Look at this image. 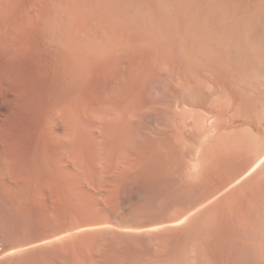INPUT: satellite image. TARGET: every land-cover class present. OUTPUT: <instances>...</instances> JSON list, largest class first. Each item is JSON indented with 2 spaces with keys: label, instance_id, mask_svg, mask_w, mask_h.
<instances>
[{
  "label": "rangeland",
  "instance_id": "obj_1",
  "mask_svg": "<svg viewBox=\"0 0 264 264\" xmlns=\"http://www.w3.org/2000/svg\"><path fill=\"white\" fill-rule=\"evenodd\" d=\"M30 19L33 20V26L27 33H14V28ZM70 110L72 111L69 112ZM235 112H238V116ZM70 113L75 117H70ZM60 115L64 118L60 119ZM48 117L56 119L55 122L48 121ZM121 117L122 120L119 121ZM209 117L213 123L207 119ZM67 118L69 122L72 119L71 124ZM219 132L221 134L216 136ZM116 140H120V143ZM158 142H161L160 146ZM177 142L183 144L181 148ZM176 144H179L180 149L187 150L184 151L187 156L182 154L186 158L190 156L188 160L185 159L187 161L183 159L185 157L181 155L182 151L178 152ZM173 145L176 147L173 148ZM184 145L190 146V150ZM156 146H159V151ZM163 146L168 149L160 148ZM199 148L203 157L199 151V154L196 152ZM161 149L165 154L172 150L169 155L164 156ZM261 151L264 153V0H0V251L12 243V240L15 241L13 243L19 240L23 242L42 234L47 217L51 214L63 218L67 212L68 215L70 212H78L80 215L82 207L89 201L109 204L114 194L118 198L120 191L124 192L130 187L129 183H133L136 191L132 186V191L125 190L126 198L129 197L125 205L126 208L129 207V203H134L137 199V188L141 190L143 187V193L142 190L138 192L143 196L153 191L148 190L151 186L164 183L161 176H158L159 182L162 181L159 183L155 181L159 180L156 176L145 174L149 173L143 169L147 162H156V159L163 157L167 163L177 162L176 165H182V169L186 166V169L191 159L194 158L192 161L195 164V159L200 155L203 160L197 168L194 167L195 170L191 163V167L188 166L192 171L199 169L205 174L202 176L204 179L198 181L199 186L196 184L195 189H200L194 190L195 184L191 187L195 195L196 192L204 191L195 197L211 195V190L215 191L219 185L225 186L227 182L229 184L234 181L230 189L227 187V191L231 190L229 192L236 195L233 196L234 200L238 198L234 201L236 205L233 208L239 204V208H234L236 212L231 210L232 216L228 215L230 213L224 214L226 218L221 215L224 219L219 216V220L215 222L219 225L214 223L215 227L212 225L207 230L212 232L202 238L205 251L209 253H206V257L208 260L211 258L209 264H264L260 254L264 242V158L260 161L261 164L257 163L249 169L257 155L262 154ZM174 152L180 153L183 158ZM165 157L170 158L166 160ZM176 157L178 161H173ZM170 159L173 160L169 161ZM154 171L157 173V170H151L150 173H155ZM137 174L141 176L138 178ZM115 175L116 181L112 179ZM142 175L145 179L150 177L151 179H147L150 181L154 177L152 182L157 183L151 184L144 178L140 179ZM99 177L107 178L111 183L105 184L108 192L105 191L102 195L94 190L88 192L84 186L88 182L94 181L92 184L95 186L104 185L98 180ZM235 177L238 179L236 182ZM125 179L129 182H125ZM172 179L175 178L171 177L170 180ZM199 182H206L204 185L211 183L209 187H202L212 193L201 189ZM136 183L141 187L134 185ZM214 184L219 185L213 187ZM161 186L163 187L160 189H163L165 185H159L158 188L153 186L151 189L154 188V193L161 194ZM172 209L167 210H171L169 215L165 212L166 216L175 211ZM152 215L158 217L160 214L155 212L133 217L128 211H123L120 218L119 215L116 216L118 220L124 218L123 221L128 222L131 221L129 219L136 221L139 217L137 221L140 222L143 218H155ZM184 242V245L189 244L190 239ZM41 246L45 250L43 254L52 249H49V243L41 244L36 246L40 250L37 255L43 251ZM33 249L38 251L35 247ZM33 249L30 250L34 251ZM184 256L185 262L189 258ZM191 259L193 260L189 264L195 262L193 257Z\"/></svg>",
  "mask_w": 264,
  "mask_h": 264
},
{
  "label": "bare ground",
  "instance_id": "obj_2",
  "mask_svg": "<svg viewBox=\"0 0 264 264\" xmlns=\"http://www.w3.org/2000/svg\"><path fill=\"white\" fill-rule=\"evenodd\" d=\"M67 3V2H66ZM71 4V3H70ZM70 7V6H69ZM73 7V6H72ZM66 9V8H65ZM64 9V10H65ZM55 10V9H54ZM73 10V9H72ZM76 10V9H75ZM77 11V10H76ZM55 11H53V13H54ZM65 13V12H64ZM82 15H84V14H82ZM66 16V15H65ZM31 17V16H30ZM49 17V16H48ZM54 17V16H53ZM50 18V17H49ZM52 18V17H51ZM75 19H76V17H74ZM28 19V18H27ZM33 19V18H32ZM32 19H30V20H26L27 22L26 23H22V24H19V26L17 27V28H14L13 29V31H14V33H18V34H23V33H27L28 31H29V29L31 28V26H33V20ZM48 19V18H47ZM56 21V20H55ZM67 21V20H66ZM70 21V20H69ZM68 21V22H69ZM82 21H84V20H82ZM71 22V21H70ZM78 22V21H77ZM80 22V21H79ZM87 22V21H86ZM49 23V22H48ZM73 23V22H72ZM87 25V24H86ZM82 26V25H81ZM80 26V27H81ZM48 27V26H47ZM49 27H50V25H49ZM58 27V26H57ZM45 28V27H44ZM83 28V27H82ZM55 30V29H54ZM51 31V30H50ZM47 32V31H46ZM48 32H49V29H48ZM56 34V33H55ZM44 35H46V34H44ZM45 37V36H44ZM57 37V36H56ZM70 37V36H69ZM14 39V38H13ZM67 39V38H66ZM69 40V39H68ZM60 41V40H59ZM60 43V42H59ZM77 47V46H76ZM82 50V49H81ZM65 53V52H64ZM75 54V53H74ZM256 54V53H255ZM69 56V55H68ZM70 57V56H69ZM64 58V57H63ZM73 58H76V57H73ZM260 58V57H259ZM72 59V58H71ZM67 60V59H66ZM257 61V60H256ZM67 64V63H66ZM63 66H64V63H63ZM66 66V65H65ZM238 66V65H237ZM232 68V67H231ZM66 69V68H65ZM231 70V69H230ZM228 73V72H227ZM232 73V72H231ZM230 86V85H229ZM231 86H232V84H231ZM132 96V95H131ZM139 96H141V95H139ZM62 98V97H61ZM69 98V97H68ZM131 98V97H130ZM134 98H135V96H134ZM133 98V99H134ZM64 99H66V101H67V98L65 97ZM71 99V98H70ZM127 99V98H126ZM59 100V99H58ZM135 100V99H134ZM62 101V100H61ZM65 101V102H66ZM63 102V101H62ZM72 102H74V101H72ZM71 102V103H72ZM136 102V101H135ZM176 103V102H175ZM179 103V102H178ZM185 103V102H184ZM235 103V102H234ZM239 103V102H238ZM253 103V102H252ZM244 104V103H243ZM61 105H64V104H61ZM137 105H139V104H137ZM136 105V106H137ZM178 105V104H177ZM176 105V106H177ZM238 105V104H237ZM236 105V106H237ZM242 105V104H241ZM49 106V105H48ZM47 106V107H48ZM53 106V105H52ZM65 106V105H64ZM252 106V105H251ZM63 107V106H62ZM68 107H69V105H68ZM73 107H75V105L73 106ZM244 107H247L246 105L244 106ZM250 107V106H249ZM50 108V107H49ZM57 108V107H56ZM76 108V107H75ZM137 108V107H136ZM182 108V107H181ZM54 109V108H53ZM174 109H175V107H174ZM239 109V108H238ZM246 109V108H245ZM248 109V108H247ZM55 110V109H54ZM103 110V109H102ZM105 110V109H104ZM132 110V109H131ZM140 110V109H139ZM177 110V109H176ZM49 111V110H48ZM59 111V110H58ZM72 110H70L69 112H71ZM108 111V110H107ZM110 111V110H109ZM112 111V110H111ZM129 111V110H128ZM133 111H134V108H133ZM133 111H131V112H133ZM138 111V110H137ZM136 111V112H137ZM231 111H233V110H231ZM247 111V110H246ZM250 111V110H249ZM59 112H61V111H59ZM58 112V114H60ZM63 112V111H62ZM61 112V113H62ZM64 112H65V110H64ZM100 112V111H99ZM101 112H103V111H101ZM168 112H170L169 110H168ZM172 112H173V110H172ZM174 112H175V110H174ZM105 113V112H104ZM130 113V112H129ZM134 113V112H133ZM141 113V112H140ZM177 112H175V114H176ZM191 113V112H190ZM236 113V112H235ZM53 114V113H52ZM67 114V113H66ZM66 114H64V117L66 118ZM71 114V113H70ZM90 114H92V113H90ZM132 114V113H131ZM237 115L236 116H238V112L236 113ZM240 114V113H239ZM244 114V113H243ZM49 115H51V114H49ZM56 116L55 117H57V114H55ZM73 114H71V115H69L70 117L72 116ZM77 115V114H76ZM108 115V114H107ZM120 115H121V113H120ZM126 115V114H125ZM136 115V114H135ZM138 115H139V112H138ZM228 115V114H227ZM232 115H233V113H232ZM231 115V116H232ZM45 116V115H44ZM53 115H51V117H52ZM59 116V115H58ZM74 117H75V115H73ZM78 116V115H77ZM104 116V115H103ZM106 116V115H105ZM117 116V115H116ZM127 116H128V114H127ZM134 116V115H133ZM133 116H130V117H133ZM174 116V115H173ZM175 116H177V115H175ZM241 116V115H240ZM246 116H248V115H246ZM54 117V118H55ZM61 117H62V115H60V119H61ZM64 117H62V118H64ZM85 117V116H84ZM90 117V116H89ZM249 117V116H248ZM46 118V117H45ZM49 118V117H48ZM47 118V119H48ZM53 118V117H52ZM52 118H49L48 119V121H50V120H54V121H52V122H55V120L56 119H52ZM59 118H57V120L59 119ZM77 118V117H76ZM82 118H83V116H82ZM86 118V117H85ZM93 118H95V117H93ZM105 118V117H104ZM108 118V117H107ZM107 118H105V119H107ZM128 117H126V119H127ZM172 118V117H171ZM212 118V117H211ZM230 118V117H229ZM111 119V118H110ZM132 119V118H131ZM134 119V118H133ZM132 119V120H133ZM207 119H209L210 121H211V119H210V117L209 118H207ZM233 119V118H232ZM234 119H235V117H234ZM44 120H46V119H44ZM75 120V119H74ZM86 120V119H85ZM93 120V119H92ZM122 120V117H121V119L119 120V121H121ZM208 120V121H209ZM243 120V119H242ZM64 121H65V119H64ZM64 121L63 120H61V122H63L64 123ZM67 121L69 122V119L67 118ZM71 121H72V119L70 120V124H71ZM91 121V120H90ZM111 121V120H110ZM110 121H109V123H110ZM127 121V120H126ZM134 121V120H133ZM207 121V120H206ZM206 121H205V123H206ZM207 121V122H208ZM209 121V122H210ZM234 121V120H233ZM237 121H238V118H237ZM59 122V121H58ZM74 122V121H73ZM93 122V121H92ZM116 121H114V123H115ZM212 122V121H211ZM244 122V121H243ZM243 122H242V124H243ZM248 122H250V120L248 119ZM43 123V122H42ZM45 123V122H44ZM51 123V122H50ZM60 123V122H59ZM76 123H78V120H77V122ZM81 123V122H80ZM94 123V122H93ZM95 123H96V121H95ZM103 123V122H102ZM107 123V122H106ZM119 123V122H118ZM127 123V122H126ZM130 123V122H129ZM160 123V122H159ZM213 123V122H212ZM211 123V124H212ZM229 123V122H228ZM49 124V123H48ZM68 124V123H67ZM66 124V125H67ZM92 124V123H91ZM90 124V125H91ZM104 124V123H103ZM112 124V123H111ZM121 124V123H120ZM123 124V123H122ZM125 124V123H124ZM128 124V123H127ZM135 124H136V122H135ZM207 124V123H206ZM232 124V123H231ZM55 125H56V123H55ZM60 125V124H59ZM73 125V124H72ZM88 125V124H87ZM89 125V126H90ZM95 125V124H94ZM105 125V124H104ZM209 125V124H208ZM213 125V124H212ZM248 125V124H247ZM61 126V125H60ZM69 126H71V125H69ZM98 126V125H97ZM102 126V125H101ZM120 126V125H119ZM118 126V127H119ZM123 126V125H122ZM125 126V125H124ZM130 126V125H129ZM132 126V125H131ZM198 126H199V123H198ZM207 126V125H206ZM243 126V125H242ZM242 126H241V128H242ZM43 127V126H42ZM53 127V126H52ZM55 127V126H54ZM84 127V126H83ZM85 127H86V125H85ZM93 127V126H92ZM91 127V128H92ZM105 127H107V124H106V126ZM211 127V126H210ZM61 128V127H60ZM98 128V127H97ZM99 128H100V126H99ZM102 128V127H101ZM100 128V129H101ZM115 128V127H114ZM135 128V127H134ZM209 128V127H208ZM80 129V128H79ZM86 129H87V127H86ZM133 129V128H132ZM131 129V130H132ZM235 129V128H234ZM49 130V129H48ZM47 130V131H48ZM52 130V129H51ZM66 130V129H65ZM72 130H74V129H72ZM92 130V129H91ZM107 130V129H106ZM116 130H118L117 129V127H116ZM135 130V129H134ZM138 130V129H137ZM207 130V127L205 128V131ZM209 130V129H208ZM219 130V129H218ZM64 131V130H63ZM90 131V130H89ZM96 131V130H95ZM120 131V130H119ZM123 131H125V130H123ZM130 131V130H129ZM170 131V130H169ZM211 132H212V130H210ZM209 131V132H210ZM214 131V130H213ZM228 131H230V129L228 130ZM49 132H51V131H49ZM57 132V131H56ZM70 132V131H69ZM77 132V131H76ZM103 132H104V130H103ZM108 132H110V131H108ZM112 132V131H111ZM127 132H128V130H127ZM162 132V131H161ZM208 132V133H209ZM215 132V131H214ZM221 132V131H220ZM217 133L218 135H216V134H214V136L216 135V136H219V134H221V133ZM225 132V131H224ZM62 133V132H61ZM66 133V132H65ZM71 133V132H70ZM84 133V132H83ZM98 133V132H97ZM102 133V132H101ZM120 133V132H119ZM122 133V132H121ZM129 133V132H128ZM163 133V132H162ZM206 134V135H209V134ZM53 134V133H52ZM72 134V133H71ZM77 134V133H76ZM79 134V133H78ZM87 134V133H86ZM116 135H117V133H115ZM123 134H124V132H123ZM126 134V133H125ZM131 134V133H130ZM136 133H134V135H135ZM165 134V133H164ZM170 134V133H169ZM211 134V133H210ZM48 135V134H47ZM63 135V134H62ZM75 135V134H74ZM100 135V134H99ZM109 135H111L110 133H109ZM161 135V134H160ZM202 135V134H201ZM206 135H205V137H206ZM53 136H55V135H53ZM63 136H67V135H63ZM70 136V135H69ZM73 136V135H72ZM81 136V135H80ZM120 136H122V135H120ZM136 136V135H135ZM163 136V135H162ZM165 136V135H164ZM176 136V135H175ZM215 136V137H216ZM93 137V136H92ZM101 137V136H100ZM109 137V136H108ZM127 137V136H126ZM129 137H130V135H129ZM177 137V136H176ZM59 138V137H58ZM61 138H62V136H61ZM74 138V137H73ZM81 138V137H80ZM114 138V137H113ZM132 138L133 137H131V140H132ZM137 139H138V137H136ZM144 138V137H143ZM164 138V137H163ZM173 138H174V136H173ZM211 138V137H210ZM66 139V138H65ZM79 139V138H78ZM85 139V138H84ZM89 139V138H88ZM130 139V138H129ZM136 139V140H137ZM140 139V138H139ZM138 139V140H139ZM175 139V138H174ZM177 139V138H176ZM62 140V139H61ZM67 140V139H66ZM74 140V139H73ZM81 140V139H80ZM87 140V139H86ZM90 140H92V139H90ZM100 140V139H99ZM108 140V139H107ZM134 140V139H133ZM149 140V139H148ZM160 140H161V138H160ZM206 140V142H208L207 140L208 139H205ZM63 141V140H62ZM68 141V140H67ZM106 141V140H105ZM109 141H111V140H109ZM116 141H119V143H120V140H116ZM126 140H124V142H125ZM168 141H171V140H168ZM168 141H166V142H168ZM174 141H176V140H174ZM60 142V141H59ZM65 142V141H64ZM71 143H72V141H70ZM83 142V141H82ZM81 142V143H82ZM85 142V141H84ZM87 142H89V141H87ZM94 142V141H93ZM106 142H108V141H106ZM182 142V141H181ZM205 142V141H204ZM205 142V143H206ZM78 143V142H77ZM80 143V144H81ZM91 143V142H90ZM110 143V142H109ZM130 143V142H129ZM128 143V144H129ZM149 143V142H148ZM151 143V142H150ZM159 143V142H158ZM157 143V144H158ZM161 143V142H160ZM160 143L158 144L159 146H160ZM165 143V142H164ZM170 143H172V142H170ZM177 143H179V144H176L177 145V147H178V145L180 146V148L182 147L181 145H183V144H181L180 142H177ZM242 143H244V142H242ZM84 144V143H83ZM89 144V143H88ZM111 144V143H110ZM115 144H116V142H115ZM124 144V143H123ZM131 144V143H130ZM135 144V143H134ZM138 144V143H137ZM167 144V143H166ZM189 144V143H188ZM253 144H255V143H253ZM259 144H260V142H259ZM66 145V144H65ZM74 145V144H73ZM76 145V144H75ZM87 145V144H86ZM92 145V144H91ZM100 145V144H99ZM105 145H106V143H105ZM108 145V144H107ZM113 145V144H112ZM111 145V146H112ZM125 145V144H124ZM132 145V144H131ZM149 145V144H148ZM152 145V144H151ZM239 145V144H238ZM250 145H252V144H250ZM256 145H258V144H256ZM59 146V145H58ZM76 146H79V145H76ZM82 146V145H81ZM110 146V147H111ZM121 146V145H120ZM127 146H129V145H127ZM144 146V145H143ZM159 146H156L157 147V149H158V147ZM169 146H170V144H169ZM185 146V145H184ZM184 146H183V148H184ZM197 146V145H196ZM67 147V146H66ZM96 147V146H95ZM99 147V146H98ZM104 147V146H103ZM108 147V146H107ZM109 147V148H110ZM113 147H116V146H113ZM126 147V146H125ZM166 147V146H165ZM174 147H176L175 145H173V148ZM185 147H187L188 149L190 148V146L188 147V145H186ZM199 147V146H198ZM94 148V147H93ZM118 148V147H117ZM116 148V149H117ZM134 148V147H133ZM138 148V147H137ZM150 148V147H149ZM160 148H163V149H166V148H164V146L163 147H160ZM171 148H172V146H171ZM179 148V147H178ZM178 148H177V150H178ZM179 148V151L178 152H180L181 153V151H182V153H181V155L182 154H185V156H187L186 155V152H187V150H185V148H184V150H182V149H180ZM201 148V147H200ZM199 148V150H197L196 152L198 153V151L200 152V149ZM238 148V147H237ZM241 148V147H240ZM247 148V147H246ZM249 149H250V147H248ZM260 148V147H259ZM57 149V148H56ZM68 149V148H67ZM74 149V148H73ZM84 149H85V146H84ZM97 149V148H96ZM95 149V150H96ZM121 149H122V147H121ZM127 149V148H126ZM132 149V148H131ZM168 149V148H167ZM166 149V150H167ZM195 149V148H194ZM236 149V148H235ZM242 149V148H241ZM244 149V148H243ZM77 150H79V149H77ZM105 150V149H104ZM124 150V149H123ZM145 150V149H144ZM144 150H143V153H144ZM154 150H156V149H154ZM165 150V151H166ZM172 150V149H171ZM171 150H169V151H167L168 152V154L166 153H162V149H161V154H164V156L166 155H169L170 154V151ZM177 150H173V151H177ZM181 150V151H180ZM190 150V149H189ZM254 150V149H253ZM257 150V149H256ZM262 150V149H261ZM68 151V150H67ZM70 151H72V150H70ZM85 151V150H84ZM88 151V150H87ZM91 151H92V149H91ZM90 151V152H91ZM125 151V150H124ZM124 151H122V153L124 152ZM129 151V150H128ZM158 151H159V149H158ZM158 151H157V153H158ZM165 151H163V152H165ZM172 151V152H173ZM184 151H186L185 153H184ZM202 151V150H201ZM241 151V150H240ZM250 151V150H249ZM61 152V151H60ZM77 152H79V151H77ZM81 152V151H80ZM89 152V153H90ZM107 152V151H106ZM113 152V151H112ZM120 152V151H119ZM118 152V153H119ZM136 152V151H135ZM139 152H140V149H139ZM142 152V151H141ZM148 152V151H147ZM154 152V151H153ZM191 152H193V150L191 151ZM262 152V151H261ZM94 153V152H93ZM92 153V154H93ZM108 153V152H107ZM116 153H117V151H116ZM127 153V152H126ZM137 153V152H136ZM177 153V152H176ZM175 152H174V154H176ZM180 153L178 154L177 153V155H178V157H179V155H180ZM188 153H190V151L188 152ZM194 153V152H193ZM203 153V152H202ZM202 153L200 152V154H201V156H202ZM255 153V152H254ZM91 154V153H90ZM105 154V153H104ZM113 154V153H112ZM132 154V153H131ZM137 154H139V153H137ZM136 154V155H137ZM160 154V155H161ZM192 154V153H191ZM199 154V153H198ZM197 154V155H198ZM233 154V153H232ZM237 154H238V152H237ZM63 155V154H62ZM88 155V154H87ZM95 155V154H94ZM111 155V154H110ZM116 155V154H115ZM122 155H124V154H122ZM143 155V154H142ZM149 155V154H148ZM155 155V154H154ZM180 155V156H181ZM197 155H195V156H197ZM243 155V154H242ZM77 156V155H76ZM92 156V155H91ZM104 156H106V155H104ZM120 156V155H119ZM135 156V155H134ZM172 156H173V154H172ZM183 156V155H182ZM181 156V158H183V157H185V156H183L182 157ZM194 156V157H195ZM236 156V155H235ZM253 156H255V155H253ZM56 157V156H55ZM57 157H58V155H57ZM65 157V156H64ZM82 157H84V154H83V156ZM114 157V156H113ZM118 157V156H117ZM143 156H141V158H142ZM157 157H159L160 158V156H158L157 155ZM190 157V156H189ZM188 157V158H189ZM203 157V156H202ZM202 157H200V155H199V157L197 158V159H195V164L193 163V161H194V158H192L193 159V161H192V159H191V164L193 165V168L194 167H198L199 166V164H200V161H202L203 159H202ZM238 157H239V154H238ZM244 157V156H243ZM74 158H75V156H74ZM88 158V157H87ZM94 158V157H93ZM92 158V159H93ZM95 158H97V157H95ZM94 158V159H95ZM107 158V157H106ZM105 158V159H106ZM115 158V157H114ZM126 158H127V156H126ZM133 158V157H132ZM140 158V157H139ZM170 157H167V159H169ZM173 158V157H172ZM188 158H183L184 160L185 159H187L188 160ZM196 158V157H195ZM200 158H201V160H200ZM237 158V157H236ZM247 158H249V157H247ZM264 158V153L262 152V154L261 155H257V157L255 158V161H254V163H253V161H251L253 164L251 165V166H249V169L251 168V167H253V166H255V164H257V163H260L261 164V162L260 161H262V159ZM59 159V158H58ZM111 159V158H110ZM109 159V160H110ZM113 159V158H112ZM135 159V158H134ZM138 159V158H137ZM155 159V158H154ZM165 159H166V157H165ZM166 159V160H167ZM225 159V158H224ZM227 157H226V161H227ZM60 160V159H59ZM77 159H75V161H76ZM83 160V159H82ZM91 160V159H90ZM89 160V161H90ZM115 160V159H114ZM121 160V159H120ZM131 160V159H130ZM129 160V161H130ZM142 160V159H141ZM157 161L155 162V160H154V162L153 161H150L149 163L147 162V163H145L146 165H145V167L143 168V167H141V169L143 168V169H145L146 171H149V173H145V174H147V175H150V177L151 176H156L158 179H159V177L158 176H161V178L163 177V179H161L164 183H161V182H159L160 181V179L159 180H156L154 177H152V180H153V182H154V179H155V181H157V182H159V183H161V184H158V186L159 185H165L164 186V188L163 189H160V188H162L163 186H161V187H159V189H160V191L162 192H160L159 191V189H157L158 188V186H157V182L156 183H153L152 182V180L150 181V180H147V179H149V178H147V179H145L146 177L145 176H143V177H140V179L141 178H144L146 181H148L149 183L150 182H152L151 184H156V185H153V186H156L155 187V189H157L158 190V192L159 193H161V194H158V193H154V188L153 189H151L153 186H151V188L149 189L148 188V190H150V192H151V190H153L150 194L149 193H147V192H149V191H147L146 193L147 194H143V196H140L141 194H139L138 192H140L141 190V192L143 193V187L141 188V190L140 189H138L137 188V194H136V186L134 187V186H132L133 185V183H129L130 185H128V183H126V185H128V187L130 188H128V189H125V187H124V189L126 190V191H129L130 192V190H131V186L132 187H134V188H132L133 190L135 189V193H134V196H135V194H136V201L133 203V201H131L132 202V204H131V202L129 203V207H127L126 208V205H125V203L128 201L127 199L129 198V197H127L126 198V195H125V190H124V192L123 191H120V195H119V197L118 198H116V195L114 194L113 196H112V198H111V196H110V198H111V200H112V202L110 203L109 202V200H108V202H109V204L107 203V204H98L99 202H96V200H95V202H90L89 201V203H87L86 205H84V207H82V210L80 211V210H78V211H80V215L78 214V212H77V214H73V213H71L69 210H67V211H69L70 213H69V215L68 216H66V214L64 213V218L63 217H60V216H57V215H54V214H51L49 217H47V220H46V222H45V231L42 233V234H39V235H36V236H34V237H32V238H28V240H24V239H22V240H24L23 242H20V240L17 242V243H13V242H15V241H13L12 240V243H7L8 245H6V246H4L3 248H1V251H0V264H189V261L191 260V262H192V260L193 259H191V257H193L194 258V261L195 262H197V264H209V260H211V258L208 260L207 259V257H206V255L208 254L209 255V253H207V251H205V247H204V245H203V241L201 242V240H202V238L208 233V232H210V230L209 231H207L215 222H216V220L218 219V217L219 216H221V215H223V217H225L224 216V214H228V213H230V214H228V215H231V213H232V211L231 210H233L234 208H239V204L237 205V207H234L233 208V206L234 205H236V204H234V203H236V202H234L235 200H238V198L236 199L235 198V200H234V198H233V196H236V195H232V193L231 192H229V191H231V190H229V191H227V187L229 186V189L231 188V184L234 182H231V183H229L228 184V182H227V184L225 185V186H223L222 184V187L221 188H219L221 185H219V184H217V185H213V187H216V186H218V188L214 191V189H213V187H212V189L213 190H211V191H213V193L209 190V191H207L205 188H206V185H204L207 181H206V177H207V175H206V177H205V181L206 182H204V184H201L200 182V184H201V189H204V190H206L205 192L206 193H208V192H211L212 194L211 195H208V196H204L205 194H202L204 197L202 198V196H200L201 195V191H203V190H199L200 191V193H198V192H196V195L197 194H200L199 195V198L197 197H195L196 195L195 194H193V192L195 193V191H192L191 190V187H193V185L195 184V186H194V190H197V189H200V188H198L197 187V189H195L196 188V186L198 185L197 183H198V181H200L201 179H202V176L203 175H205V174H203L202 173V170L201 171H199V169L198 170H196V171H192V169H190V167H191V165H190V163L189 162H187V163H189V165H190V167H188L187 166V168L186 169H182V168H180V167H182V165H179V164H177L176 165V163L175 164H170L169 162L167 163L164 159H163V157H162V159L160 158V159H156ZM171 160H173V159H170L169 161H171ZM178 161V159H177V157H176V159L175 160H173V161ZM179 160H182V159H179ZM187 160H185V161H187ZM238 160V159H237ZM250 160V159H249ZM73 161V160H72ZM74 161V162H75ZM78 161V160H77ZM122 161H124V160H122ZM127 161V160H126ZM133 161V160H132ZM222 161H224V160H222ZM225 161V162H226ZM232 161V160H231ZM56 162H57V160H56ZM63 162V161H62ZM99 162V161H98ZM102 162V161H101ZM111 162H112V160H111ZM111 162H110V165H111ZM118 162H119V158H118ZM144 162V161H143ZM180 162V161H179ZM178 162V163H179ZM244 162H245V159H244ZM81 163V162H80ZM91 163V162H90ZM95 163V162H94ZM107 163V162H106ZM114 163V162H113ZM131 163H133V162H131ZM134 163H135V161H134ZM139 163H140V160H139ZM182 164H184V162H183V160H182V162H181ZM233 163V162H232ZM73 164V163H72ZM72 164H71V166H72ZM77 164H79V163H77ZM99 164V163H98ZM144 164V163H143ZM246 164V163H245ZM64 165V164H63ZM66 165V164H65ZM107 165V164H106ZM119 165V164H118ZM128 165H130L129 163H128ZM132 165V164H131ZM135 165V164H134ZM141 165H142V163H141ZM185 165V164H184ZM262 165H263V163H262ZM100 166V165H99ZM104 166V165H103ZM122 166V165H121ZM133 166V165H132ZM247 166V165H246ZM259 166V165H258ZM74 167V166H73ZM76 167H77V165H76ZM81 167V166H80ZM108 167V166H107ZM107 167H105V168H107ZM119 167H120V165H119ZM125 167H127L126 166V164H125ZM124 166H123V168H125ZM140 167V166H139ZM257 167V166H256ZM78 168V167H77ZM88 168V167H87ZM91 168H93V167H91ZM103 168V167H102ZM114 168V167H113ZM196 168H194L193 170H195ZM201 168V167H200ZM247 168V167H246ZM64 169V168H63ZM83 169H84V167H83ZM99 169H101L100 167H99ZM104 169V168H103ZM116 169H119V168H116ZM126 169V168H125ZM133 168H131V170H132ZM192 171V172H190V170ZM242 169V168H241ZM248 169V168H247ZM248 169V170H249ZM89 170V169H88ZM111 170V169H110ZM109 170V171H110ZM120 170V169H119ZM123 171H125L124 169H122ZM127 170V169H126ZM129 170H130V168H129ZM137 170V169H136ZM151 170H157V173L155 172V173H150V171ZM234 170V169H233ZM244 170V169H243ZM246 170V169H245ZM83 171V170H82ZM102 171V170H101ZM123 171H121L122 173H123ZM133 171V170H132ZM131 171V172H132ZM135 171V170H134ZM60 172V171H59ZM115 172V171H114ZM127 172H129V171H126V173ZM135 172H140L141 173V171H135ZM228 172V171H227ZM247 172V171H246ZM245 172V173H246ZM111 173V172H110ZM226 173V172H225ZM224 173V174H225ZM243 173V172H242ZM242 173L240 174V175H242ZM244 173V174H245ZM61 174V173H60ZM65 174V173H64ZM79 174V173H78ZM84 174V173H83ZM92 174V173H91ZM94 174V173H93ZM108 174H109V172H108ZM113 174H115V173H113ZM112 174V175H113ZM124 174V173H123ZM130 174V173H129ZM134 174V173H133ZM143 174V173H142ZM213 174V173H212ZM217 174V173H216ZM216 174H214L215 176H217ZM82 175V174H81ZM117 175V174H116ZM114 176V178L112 177V179H115V177L117 178V176ZM135 175H136V173H135ZM134 175V176H135ZM139 175L140 174H137V176H138V178H139ZM220 175H221V173H220ZM89 176H90V173H89ZM99 176V175H98ZM101 176V175H100ZM105 176V175H104ZM109 176V175H108ZM120 176V175H119ZM126 176H128L127 174H126ZM126 176H125V178H126ZM131 176V175H130ZM133 176V177H134ZM141 176V175H140ZM224 176V175H223ZM236 176V175H235ZM60 177V176H59ZM107 177V176H106ZM122 177V176H121ZM123 177H124V175H123ZM122 177V178H123ZM171 177H173V178H175L174 180L172 179V181L170 180L171 179ZM213 177V176H212ZM220 177H222V176H220ZM220 177H219V179H220ZM238 178H240V177H242V176H237ZM237 177H235V182H236V180H238L237 179ZM108 178H111V176L110 177H108ZM128 178V177H127ZM137 178V179H138ZM216 178V177H215ZM264 178V177H263ZM59 179V178H58ZM90 179V178H89ZM131 179H134V178H131ZM137 179H135V180H137ZM143 179V181L142 182H144L145 180ZM151 179V178H150ZM204 179V178H203ZM202 179V180H203ZM230 179V178H229ZM75 180V179H74ZM93 180V179H92ZM96 180V179H95ZM98 180L100 181V182H102L104 185H102V183H101V185L102 186H100V184L99 185H97V186H95V185H93L94 184V181L92 182L91 180V182H88V184L87 185H85L84 184V186H86L87 187V191L88 192H90L89 190H94V192L96 191V193H98V194H100V195H102L103 194V192H105V191H107L108 189L107 188H105V184L106 185H111V183L109 182V181H107V178H105V179H102L101 177H99L98 178ZM129 180H130V178H129ZM129 180H124L125 182L127 181V182H129ZM215 180V179H214ZM213 180V181H214ZM224 180V179H223ZM228 180V179H227ZM89 181V180H88ZM111 181V180H110ZM113 181V180H112ZM115 181H116V179H115ZM119 181H122L120 178H119ZM119 181H117V182H119ZM134 181V180H133ZM133 181H131V182H133ZM139 181V180H138ZM210 181V180H209ZM230 181H232V180H230ZM229 181V182H230ZM263 181V180H262ZM125 182H124V185H125ZM135 182V181H134ZM137 182V181H136ZM147 182V183H148ZM212 182V181H211ZM218 182V181H217ZM264 182V181H263ZM75 183V182H74ZM86 183H87V179H86ZM93 183V184H92ZM99 183V182H98ZM122 183H123V181H122ZM146 183V184H147ZM149 183L147 184V186L148 187H150L149 186ZM209 183V182H208ZM215 183V182H214ZM223 183H226V182H223ZM71 184V183H70ZM118 184V183H117ZM121 184V183H120ZM144 184V183H143ZM146 184H144V185H146ZM197 184V185H196ZM211 183H209L208 185H207V187H209V185H210ZM78 185V184H77ZM134 185H137V183L136 184H134ZM140 185H142L141 184V182H140ZM139 184L137 185V187L138 186H140ZM202 185H204L205 186V188H204V186L202 187ZM60 186H61V184H60ZM116 186V185H115ZM118 186H119V184H118ZM121 186V185H120ZM147 186H146V188H147ZM199 186V185H198ZM260 186H261V184H260ZM112 187V186H111ZM121 187H123V186H121ZM120 187V188H121ZM141 187V186H140ZM145 187V186H144ZM119 188V187H118ZM146 188H144V189H146ZM236 188V187H235ZM239 189L241 188L240 186L238 187ZM242 188H244V186L242 187ZM255 188V187H254ZM61 189V188H60ZM83 189V188H82ZM110 189V188H109ZM123 189V188H122ZM246 189H248V187L246 188ZM37 190V189H36ZM78 190V189H77ZM85 190V189H84ZM116 190H117V188H116ZM116 190H114V191H116ZM80 191V190H79ZM86 191V192H87ZM119 191H117V192H119ZM132 191V190H131ZM242 191V190H241ZM243 191H244V189H243ZM242 191V192H243ZM86 192H84V193H86ZM108 192V191H107ZM121 192H123L122 194H121ZM129 192H128V196H129ZM204 192V191H203ZM78 193V192H77ZM83 193V192H82ZM95 193V194H96ZM112 193V192H111ZM132 193V194H133ZM144 193H145V190H144ZM244 193V192H243ZM252 193V192H251ZM94 194V193H93ZM131 194V193H130ZM131 194V195H132ZM210 194V193H209ZM234 194V193H233ZM236 194H237V192H236ZM256 194V193H255ZM263 194V193H262ZM262 194H260V195H262ZM86 195H88L87 193H86ZM92 195V194H91ZM105 195V194H104ZM144 195H147V197L146 196H144ZM149 195V196H148ZM207 195V194H206ZM244 196H245V194H243ZM250 195H253V194H250ZM250 195H248V196H250ZM41 196V195H40ZM69 196V195H68ZM118 196V195H117ZM247 196V195H246ZM253 196H255V195H253ZM263 196H264V194H263ZM65 197V196H64ZM76 197V196H75ZM86 197V196H85ZM88 197V196H87ZM89 197H91V196H89ZM98 197H99V195H98ZM131 197V196H130ZM201 197V198H200ZM36 198H37V196H36ZM100 198V197H99ZM248 198V197H247ZM250 198V197H249ZM261 198V197H260ZM58 199V198H57ZM62 199H63V197H62ZM86 199V198H85ZM84 199V200H85ZM90 199V198H89ZM133 199V198H132ZM240 199H242V195H241V198ZM33 200H34V198H33ZM65 200V199H64ZM70 200V199H69ZM78 200V199H77ZM92 200V199H91ZM131 200V199H130ZM36 201H37V199H36ZM59 201H60V199H59ZM67 201V200H66ZM80 201V200H79ZM78 201V202H79ZM87 201V200H86ZM85 201V202H86ZM97 201H99L98 199H97ZM103 201V200H102ZM256 201H257V199H256ZM39 202V201H38ZM41 202V201H40ZM88 202V201H87ZM251 202V201H250ZM249 202V203H250ZM60 203V202H59ZM65 203V202H64ZM103 203V202H102ZM128 203V202H127ZM238 203H242V202H238ZM252 203V202H251ZM54 204H56V203H54ZM76 204V203H75ZM252 204H254V202L252 203ZM255 204H256V202H255ZM59 205V204H58ZM61 205V204H60ZM63 205V204H62ZM79 205V204H78ZM77 205V206H78ZM80 205H81V203H80ZM262 205V204H261ZM47 206V205H46ZM69 206V205H68ZM242 206V205H241ZM240 206V207H241ZM255 206V205H254ZM257 206V205H256ZM263 206L264 205H262V208H263ZM50 207V206H49ZM45 208V207H44ZM54 208V207H53ZM171 208H173L172 210L174 211H172L173 213L170 215V216H166V214L169 212V213H171V210L170 211H167V210H169V209H171ZM51 209V208H50ZM244 209V208H243ZM255 209V208H254ZM259 209V208H258ZM65 210H66V208H65ZM71 210V209H70ZM125 210H127L128 212H129V214L131 215L132 214V216L133 217H135L134 215H137V216H139V215H145V216H147L148 214H152V213H157L158 212V214H160L158 217H155V216H153V217H155V218H151V219H147V218H143V219H141V220H143V221H141L140 220V222L139 221H137L138 220V218H137V220L135 221H133L132 219H129V220H131L130 222H128V220L127 221H123V220H125L124 218H123V220H118L120 217H121V213L124 211V213L126 212L127 213V211H125ZM246 209H244V211H245ZM262 210V209H261ZM263 210H264V208H263ZM52 211V210H51ZM167 211V213H165ZM234 211H235V209H234ZM242 211V210H241ZM240 211V213H242ZM255 211V210H254ZM257 211V210H256ZM48 212H49V210H48ZM55 212V211H54ZM236 212V211H235ZM251 212V211H250ZM258 212V211H257ZM264 212V211H263ZM75 213V212H74ZM120 213V214H119ZM169 213H168V215H169ZM55 214H57V213H55ZM226 214V215H227ZM235 214V213H234ZM250 214V213H249ZM262 214V213H261ZM260 214V215H261ZM63 215V214H62ZM116 215H119V218L117 219V216ZM126 215V214H125ZM125 215H123V216H125ZM128 215V214H127ZM154 215H156V214H154ZM240 215V214H239ZM244 215V214H243ZM252 215H253V213H252ZM255 215V214H254ZM122 216V217H123ZM131 216V217H132ZM136 216V217H137ZM151 216V217H152ZM232 216V215H231ZM127 217V216H126ZM130 217V216H129ZM222 216H221V218L222 219H224ZM234 217V216H233ZM238 217V216H237ZM245 217V216H244ZM249 217V216H248ZM255 217V216H254ZM226 218V217H225ZM256 218V217H255ZM140 219V218H139ZM231 219V218H230ZM233 219V218H232ZM252 220L254 219V218H251ZM264 219V218H263ZM219 220V219H218ZM236 220V219H235ZM239 220V219H238ZM241 220V219H240ZM245 220H247V219H245ZM249 220V219H248ZM260 220H261V218H260ZM217 222H219V221H217ZM221 222V221H220ZM243 222V221H242ZM249 222V221H248ZM256 222V221H255ZM244 223H245V221H244ZM252 223V222H251ZM258 223V222H257ZM216 225H217V223H215ZM226 225L228 224V223H225ZM240 224V223H239ZM253 224V223H252ZM218 225H219V223H218ZM217 225V226H218ZM221 225V224H220ZM236 225V224H235ZM238 225V224H237ZM242 225V224H241ZM244 225V224H243ZM246 225V224H245ZM260 226H261V224H259ZM214 227H215V225H213ZM212 226V227H213ZM252 226V225H251ZM260 226H259V228H260ZM221 227V226H220ZM239 227V226H238ZM250 227V226H249ZM264 227V226H263ZM222 228V227H221ZM236 228V227H235ZM242 228V227H241ZM226 229V228H225ZM252 229V228H251ZM250 229V230H251ZM228 230V229H227ZM246 230V229H245ZM213 231H215L214 229H213ZM264 231V230H263ZM262 231V232H263ZM212 232V231H211ZM210 232V233H211ZM223 232V231H222ZM237 232V231H236ZM244 232V231H243ZM249 232V231H248ZM257 233V232H256ZM220 234V233H219ZM260 234V233H259ZM263 234V233H262ZM222 235V234H221ZM209 236V235H208ZM215 236V235H214ZM244 236V235H243ZM256 236V235H255ZM260 236V235H259ZM206 237H207V235H206ZM220 237V236H219ZM9 238V237H8ZM205 238V237H204ZM211 238V237H210ZM5 239H7V238H5ZM187 239V241H188V239H190V242H189V244H186V245H184V241ZM263 239V238H262ZM14 240H15V238H14ZM247 240V239H246ZM255 240V239H254ZM217 241V240H216ZM225 241V240H224ZM243 241V240H242ZM245 241V240H244ZM257 241V240H256ZM5 242V241H4ZM8 242V241H7ZM205 243H207L206 241H204ZM215 242V241H214ZM213 242V243H214ZM220 242V241H219ZM252 241H250V244H252L251 243ZM259 242H260V240H259ZM3 243V242H2ZM48 244L49 243V249H50V247H52V249L51 250H49L47 253H45V254H43V252L45 251V250H43V246H41L42 247V250L43 251H41L42 253L41 254H39V255H37V252H39L40 253V250H38L37 248H36V246L37 247H39L41 244ZM187 243V242H186ZM211 243V242H210ZM245 243H246V241H245ZM247 243H249V242H247ZM262 243V242H261ZM261 243H260V245H261ZM217 244V243H216ZM254 244V243H253ZM257 244V243H256ZM208 245V244H207ZM215 245V244H214ZM249 245V244H248ZM210 246H212V245H210ZM35 247V249H37L38 251H36V250H34L33 248ZM44 247H47V245L45 246L44 245ZM206 247H208V246H206ZM213 247V246H212ZM225 247V246H224ZM235 247H237V246H235ZM243 247V246H242ZM254 247V246H253ZM262 247V249H261V251L262 252H260V254L262 255L261 256V258H262V260H264V242H263V245L261 246ZM33 249L36 253L34 254V251H32V250H30V249ZM209 248V247H208ZM3 249V250H2ZM40 249V248H39ZM45 249H48V248H45ZM211 249V248H210ZM256 250H257V248H255ZM144 250H146L145 251V254H144ZM260 250V249H259ZM258 250V251H259ZM214 251V250H213ZM245 251H246V249H245ZM250 251V250H249ZM254 251V250H253ZM33 252V253H32ZM220 252V251H219ZM207 253V254H206ZM229 253V252H228ZM248 253V252H247ZM250 253V252H249ZM211 254V253H210ZM184 255H187V258H189L188 260H186L185 262H184V258H185V256ZM216 255V254H215ZM250 255V254H249ZM147 256V257H146ZM225 256V255H224ZM223 256V257H224ZM238 256V255H237ZM208 258H209V256H208ZM242 258V257H241ZM186 259V258H185ZM224 259H226V258H224ZM176 260H178V262L176 261ZM213 260V259H212ZM228 260V259H227ZM234 260H236V259H234ZM180 261V262H179ZM261 261V260H260ZM195 262H193V264L195 263ZM211 262V261H210ZM248 262V261H247ZM264 262V261H263ZM212 263V262H211ZM190 264H192V263H190ZM213 264V263H212ZM218 264V263H217ZM223 264V263H222Z\"/></svg>",
  "mask_w": 264,
  "mask_h": 264
}]
</instances>
